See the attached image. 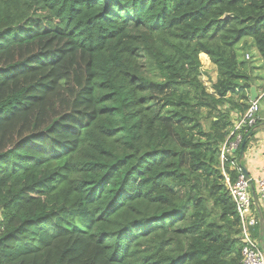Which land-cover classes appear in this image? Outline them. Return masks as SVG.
Listing matches in <instances>:
<instances>
[{
  "label": "trees",
  "instance_id": "1",
  "mask_svg": "<svg viewBox=\"0 0 264 264\" xmlns=\"http://www.w3.org/2000/svg\"><path fill=\"white\" fill-rule=\"evenodd\" d=\"M258 79L264 0H0V264H240Z\"/></svg>",
  "mask_w": 264,
  "mask_h": 264
},
{
  "label": "built area",
  "instance_id": "2",
  "mask_svg": "<svg viewBox=\"0 0 264 264\" xmlns=\"http://www.w3.org/2000/svg\"><path fill=\"white\" fill-rule=\"evenodd\" d=\"M261 112H264V89L254 100L249 99L244 112L234 114L235 120L231 131L234 138L226 140L222 145L221 157L225 152L239 151L240 143L245 138L244 134L252 131ZM248 146L247 151H244L245 156H248L247 152L250 148ZM243 166V164L232 166L237 171L234 181H230L225 174L228 190L240 218L241 230L238 236L241 243L240 264H264V236L261 238L260 235H255L259 227V215L253 200V193H255L264 216V168L258 175H253L247 170L251 178L250 182L243 173Z\"/></svg>",
  "mask_w": 264,
  "mask_h": 264
},
{
  "label": "crops",
  "instance_id": "3",
  "mask_svg": "<svg viewBox=\"0 0 264 264\" xmlns=\"http://www.w3.org/2000/svg\"><path fill=\"white\" fill-rule=\"evenodd\" d=\"M200 55L208 59V56L206 54L201 53ZM199 58L201 57L199 56ZM261 85L262 80H256V83L253 87H255L257 94L262 90ZM257 121H261V125L257 128L256 133L253 137L254 139L249 141L248 148H250L247 152L248 156H245L243 154V165L253 175L260 174L264 168V112H261L259 114V118ZM244 151H247V149Z\"/></svg>",
  "mask_w": 264,
  "mask_h": 264
},
{
  "label": "rangeland",
  "instance_id": "4",
  "mask_svg": "<svg viewBox=\"0 0 264 264\" xmlns=\"http://www.w3.org/2000/svg\"><path fill=\"white\" fill-rule=\"evenodd\" d=\"M246 59H249V57L251 58V60L254 61L255 65H259L260 66V62L261 60L259 59V55L257 53V50L253 47L251 49V51L248 53H246L245 55ZM201 59V63H202V71H203V75H201V80L203 81V83L205 84L206 88L210 91L211 90V83L212 81L215 79L216 77V70L215 67L211 64L209 58H205L204 61L202 58Z\"/></svg>",
  "mask_w": 264,
  "mask_h": 264
},
{
  "label": "water",
  "instance_id": "5",
  "mask_svg": "<svg viewBox=\"0 0 264 264\" xmlns=\"http://www.w3.org/2000/svg\"><path fill=\"white\" fill-rule=\"evenodd\" d=\"M256 97H257L256 89H255V87H251V89H250V99L254 100ZM250 133H249V135H250ZM249 135H247L240 143V147H239V151H238L240 157H242L243 154H244V148H245L246 139H247V137ZM243 173L246 176V178H248V180L251 182V178H250V176H249V174L247 172L246 167H244V166H243ZM253 200H254V204H255V206L257 208L258 215H259V235L262 238L264 236V216H263V213H262V210H261L260 206L258 205V201H257V197H256L255 193H253Z\"/></svg>",
  "mask_w": 264,
  "mask_h": 264
}]
</instances>
